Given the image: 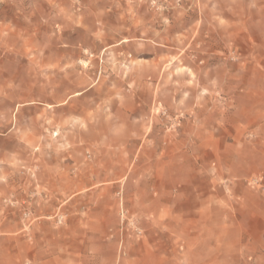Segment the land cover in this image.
<instances>
[{
  "label": "rangeland",
  "instance_id": "1",
  "mask_svg": "<svg viewBox=\"0 0 264 264\" xmlns=\"http://www.w3.org/2000/svg\"><path fill=\"white\" fill-rule=\"evenodd\" d=\"M0 264H264V0H0Z\"/></svg>",
  "mask_w": 264,
  "mask_h": 264
}]
</instances>
